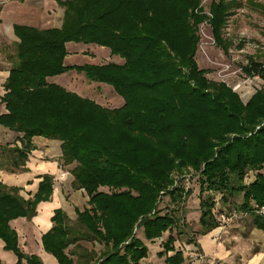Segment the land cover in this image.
<instances>
[{
    "label": "trees",
    "instance_id": "trees-1",
    "mask_svg": "<svg viewBox=\"0 0 264 264\" xmlns=\"http://www.w3.org/2000/svg\"><path fill=\"white\" fill-rule=\"evenodd\" d=\"M202 1L66 0L59 2L64 11L58 28L16 26L19 42L11 48L2 100L8 112L0 125L24 136L22 147L0 149V169L27 171L34 137L58 141L65 164H76L74 188L90 197L91 208L75 224L57 211L43 236L46 252L59 264H140L149 252L140 235L150 241L176 229L167 250L185 233L176 212L162 214V195L183 204L189 192L177 185L189 169L200 175L201 235L219 226L216 202L205 191L221 193L225 205L243 194L240 210L264 231L258 213L264 207V87L244 103L226 83L209 80L196 60L205 23L216 44L229 51L223 31L243 0H213L209 14ZM246 5L264 12L254 0ZM69 43L105 48L124 63L66 66ZM243 71L264 82V63L250 59ZM66 73L111 88L124 105L105 107L48 81ZM250 171L257 176L246 185ZM20 192L0 182V240L17 264H44L20 250L11 222L36 216L52 192V178H44L34 199ZM166 262L182 264L183 255Z\"/></svg>",
    "mask_w": 264,
    "mask_h": 264
},
{
    "label": "crops",
    "instance_id": "crops-1",
    "mask_svg": "<svg viewBox=\"0 0 264 264\" xmlns=\"http://www.w3.org/2000/svg\"><path fill=\"white\" fill-rule=\"evenodd\" d=\"M60 1L66 0H0V116L8 112L2 100L6 94L5 83L12 70V63L9 59L11 48L19 42L15 31L16 26L39 30L58 28L64 11L60 6ZM67 51L66 66L96 64L85 60V58H93L96 54L112 57L107 49L93 45L69 43ZM123 63L124 61L117 64ZM69 75L71 73L50 78L48 81L72 91L64 84L65 78ZM117 102L119 105L114 108L124 105L123 99L117 98ZM23 136L21 133L13 132L0 125V149L6 146L12 148L16 145L22 147L21 138ZM32 144L34 148L25 166L27 171L12 173L6 169H0V182L10 187L20 188V194L29 200L34 199L45 177L52 178V192L48 200L38 204L36 216L32 219L14 220L11 222V227L18 234V247L24 254L36 255L44 264H59L53 255L46 252L43 236L54 227L53 217L57 211L63 212L70 220V224H75L78 214L91 208L90 197L85 190L74 188L75 179L72 171L76 164H65L62 159L60 142L34 137ZM168 212L169 209L165 213ZM196 214L197 216L192 218L191 213H187L186 220L182 221L184 225L196 221L200 227V205ZM199 231L195 230L196 234L192 235L194 237L186 241L183 239L184 235H181L167 250L165 245L170 235L176 236V229L164 233L161 238L150 241L140 235L149 249L147 258L143 259L140 264H168L167 259L174 257L177 253L183 255L182 264H235L236 257H242L245 253L246 256L241 260H244L243 264H264V231L254 227L250 228L248 237L255 247L249 248L248 252L242 251L243 249L234 243L221 242L216 239L217 228L206 235H201ZM189 240H194V242L189 243ZM252 249L255 250L252 251ZM0 259L4 264H17L18 262L13 252L5 250V243L2 240H0ZM23 264H27L26 261H23Z\"/></svg>",
    "mask_w": 264,
    "mask_h": 264
},
{
    "label": "rangeland",
    "instance_id": "rangeland-1",
    "mask_svg": "<svg viewBox=\"0 0 264 264\" xmlns=\"http://www.w3.org/2000/svg\"><path fill=\"white\" fill-rule=\"evenodd\" d=\"M212 1H202V6L207 14L210 12ZM246 2L247 0H243L244 5L229 17L228 24L223 31L224 39L229 44V51L225 52L216 44L211 25L205 23L200 26L201 42L196 56L199 68L206 72L209 80L226 83L239 94L244 103H247L257 91L264 87V82L259 77H248L243 71L250 63V59L264 63V12L254 9L251 5H246ZM254 2L264 5V0H254ZM85 60L96 64L123 62L118 57L100 56L99 54L94 55L91 59L85 58ZM64 84L82 97L93 99L105 107H118L117 98L122 100L111 88L92 84L80 75H69L65 78ZM256 176L257 173L248 172L245 177V184L253 183ZM178 181L177 186L183 188L185 192H189L185 202L180 205L173 204L170 202V197H165L164 193L160 209L163 212L162 214H165L169 209L176 212L181 218L179 224L184 226L182 227L185 233L183 239L186 241L194 237L192 235L196 234L195 230L201 231V227L197 225L196 221H191L187 225L182 222L184 219L186 220L187 213H191L192 218L197 216L196 212L201 199L200 175L194 174L189 169ZM171 190H174V188ZM203 196L205 198L212 197L215 200L214 215L216 219L221 214L229 219L225 226H221L223 223L220 225L218 222L216 239L221 242L234 243L237 247L242 248V251L248 252L249 248H253L254 245L248 237L252 227V217L249 212L240 210L244 201L243 194L230 197L229 204L226 205L221 200V193L205 191ZM252 206H256L255 202H252ZM137 235H139V232H137ZM82 244L89 250H95L98 253L102 250V246L99 244L87 242H82ZM254 250L252 249V251ZM244 256H246V253L242 257L237 256L235 264H243L244 260H241Z\"/></svg>",
    "mask_w": 264,
    "mask_h": 264
},
{
    "label": "built area",
    "instance_id": "built-area-1",
    "mask_svg": "<svg viewBox=\"0 0 264 264\" xmlns=\"http://www.w3.org/2000/svg\"><path fill=\"white\" fill-rule=\"evenodd\" d=\"M259 213L261 215H264V207L260 210ZM217 220H218L220 225L223 223L221 226H225L229 222V219L224 214L219 215L217 217Z\"/></svg>",
    "mask_w": 264,
    "mask_h": 264
}]
</instances>
